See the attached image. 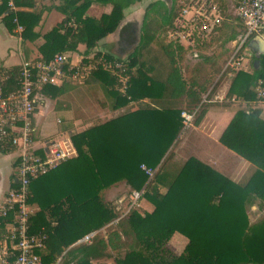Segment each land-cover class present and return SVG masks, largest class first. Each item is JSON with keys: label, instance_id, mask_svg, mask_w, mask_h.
I'll use <instances>...</instances> for the list:
<instances>
[{"label": "trees", "instance_id": "1", "mask_svg": "<svg viewBox=\"0 0 264 264\" xmlns=\"http://www.w3.org/2000/svg\"><path fill=\"white\" fill-rule=\"evenodd\" d=\"M63 1L56 4L63 17L41 33L35 27L49 5L37 6L35 0H13L18 6L14 11L7 9L6 0H0L1 20L11 30L15 26L12 21L15 16L21 25L22 41L41 37L42 41L36 46L38 54L30 60L47 61L55 53H63L62 66L66 75L73 70V66L70 69L67 66L70 53L77 50L78 44L84 46L79 62L87 60L85 55L90 51L91 59L101 55L120 61L127 74L123 91L118 76L101 64L91 69L83 82L91 77L99 80L105 97L101 103L112 108L130 99L150 97L157 108L150 109L149 120L155 122L156 128L149 132L146 120L130 132L129 124L123 123L127 113H122L70 133L77 161L91 169V181L86 183V193L78 186L76 197L68 192L43 208L54 211V223L39 218V211L30 213L29 231L45 234L43 246L34 249L40 255L41 264H52L57 257L56 264H92L91 260L98 259H110L114 264H247L250 261L264 264V224L252 229L246 213V207L255 198L264 207V119L259 107L236 109L218 136L220 143L255 164L246 181L235 182L207 161L189 154L167 180L165 190H160L159 186L163 163L171 151L163 154L181 127L180 110L196 108L192 123L197 124L207 106L206 101L200 102L202 95L206 93L209 98L215 90H211L212 84L218 80V85L225 78H228L226 98H255L252 87L256 78L264 79V54L256 68L250 65L249 72L238 66H224L230 53L225 43L243 31L241 20L233 12L226 13L214 29L196 43L197 58L187 66L182 62L187 49L167 37L177 14V0H150L144 6L134 45L123 57L95 47L116 28L123 17V9L139 0ZM214 1L223 4L220 0ZM91 2L108 4L109 9L97 16L85 14ZM68 20L73 24L66 25ZM213 43L217 44V50L203 53L204 49L214 46ZM19 69L20 63L0 66V75L5 76V81L0 83L6 88L16 87ZM229 73H232L230 78ZM65 78L56 85L46 83L33 88V93L40 90L46 95L57 96L74 86ZM33 103L35 111L36 101ZM126 139L138 142L139 154L126 148ZM14 149L9 140L0 139V152ZM99 149L101 152L109 150L116 157V164L103 166L108 163L102 161ZM34 151L40 153V146ZM73 159L66 158L35 178ZM141 163L151 168L158 164L151 177L148 178L140 167ZM114 169L118 170L115 171L118 175H111ZM116 177L125 179L129 191L141 189L139 196L151 202V209L141 213L130 207L121 214L117 205L104 200L100 190ZM10 184L14 185L13 175ZM29 193L30 189L28 202L31 200ZM8 221V217L0 214V240L6 234ZM107 222L103 234L95 231L88 241L68 246L82 234ZM173 232L186 238L177 253L164 246ZM254 257L257 258L253 260Z\"/></svg>", "mask_w": 264, "mask_h": 264}, {"label": "crops", "instance_id": "2", "mask_svg": "<svg viewBox=\"0 0 264 264\" xmlns=\"http://www.w3.org/2000/svg\"><path fill=\"white\" fill-rule=\"evenodd\" d=\"M149 1H147V3ZM220 1L223 3L222 5H219L217 2L216 3L224 10V12H225L224 15L226 13L234 11L233 9H234V5H235L236 0H220ZM137 2H139V1H137ZM137 2H134V3H137ZM35 3L37 4V6H44L45 7V6L49 5L48 8H44L42 13L44 11L46 13H49L53 9L59 10L56 6V4H58L57 2L52 1V2H48V3H44L41 1H36ZM134 3H132V4H134ZM132 4H130V5H132ZM104 7H105V5H104ZM20 8H26V7H20ZM141 10L142 9H138V8L132 9V12L133 11L139 12V17L137 19L136 26H135L134 31L132 33V30L130 29L131 28V21H130V19H128L130 17V13L125 14L124 13L125 8H124L123 9V17L119 21L120 24H117L116 28L112 32L108 33L106 36L101 38L99 40V42L97 43L95 49H99L100 51L101 50L108 51V49L106 48V45L110 44V42L114 43L112 41V36H116V35L118 36V33H120L119 32L120 27H122V26H123V31H124V34H123L124 35V41L129 42L131 40L130 37L132 36V38H133L132 42L134 45V38H135L136 34L138 33V30L140 27V24L138 26V22L142 18V14H143V12L141 13ZM143 11H144V8H143ZM55 22H56V20H55ZM1 24H3V22L1 20V13H0V26H1ZM40 31L41 30H39V32ZM6 32L7 33L4 36L0 37V66H8L11 64H18V63L22 62L23 60L30 59L31 57H34L38 54L36 46L38 43H40L42 41L41 37L39 38V36H38L34 40L29 42L30 45H29V49H28L26 47H23V45L25 43H24V41L21 40L18 32H16L14 29H11V30L7 29ZM38 38H39V40H37V42L33 43V41H36V39H38ZM122 38H123V36H122ZM25 41H29V40H25ZM233 41H234V39L229 40L228 42L225 43V47L228 49V51L231 49ZM118 43H119V41H118ZM79 45L80 44L77 45V50L73 51V52H78V58L74 62L71 61V55H70L69 60H70L71 64L76 63L77 60H80V58H81L80 52L83 50L84 46L81 50H79L78 49ZM133 45H132V47H133ZM120 51H122V47L118 51L116 50L115 52H113V51H110V52L108 51V52L111 53L112 55L120 56V57H123L129 53L128 52L127 54H121ZM73 52H71V53H73ZM210 52H211L210 47L203 50V53H210ZM90 55H91V51L88 52L85 55V57L90 56ZM246 56L250 57V58H248L247 63H246V61H244V63H246V65H244V63H242L243 66L241 69L243 71L249 72L250 71L249 65H253L252 64V55L246 54ZM231 75H232V73L227 74V76L229 78ZM225 79L226 80L223 79L224 81L222 80L223 82L222 81L219 82V84L216 86L215 91H214V93H218L220 95L222 94L221 97L213 99V96L212 97L210 96L209 98L206 96L205 100H201L200 102L206 101V103H207L206 111H205L202 119L197 124L192 123V125L188 126V128L191 127L190 129H188V128L181 129V127H180L176 137L172 140V142L170 143V145L168 146V148L164 152L163 156L165 155V153L168 150H171L170 155L168 156V158L163 163V167L161 169V175H162V178L160 180L161 183L165 182V181H163L165 179L169 180L171 172L175 171V170H173V166L170 167L171 165H167V163L169 162V160L172 158V155H173L172 154V150H173L172 147L176 143V141L179 140L180 137H181L180 138V140H181L180 145L187 143L189 148L197 151V154L199 155L200 159H202V160L207 159L206 161L208 163H212V164L219 166V167H222V168H225V167L228 168V171H226L227 173H225V174L230 179L234 180L235 182L243 183L244 181H246V179L249 177V175L251 174V172L255 168L254 163L243 158L241 155L237 154L236 152H234L230 148H228L225 145H223L222 143H220L218 140V136H219L220 132L222 131L225 123L230 119L231 115L233 114V112L236 109L247 110V109H251L253 107H259L260 108L259 114L264 119V100H258L256 98L244 100V99H241L239 97H233V96L226 98L224 96V94H225V91L227 88L228 78H225ZM66 80H69V82L74 83V86L67 91H70L79 85L88 84V83H92V82L95 83L97 85L98 94H99L98 95L99 97L96 99L98 111L95 114H92L91 116H88V117H80V118L77 117L76 118L74 116L69 115L66 117L55 116V118L52 119L51 113H52L53 109L60 108V107H69L68 102L66 100H63L60 97H58V95H59L58 94L57 96H54L55 97L54 100L49 105V107H48L49 109L40 118L41 120L40 119L38 120L36 117V114L38 113V103L40 102V103L44 104L45 103V97L48 95L44 94L40 90H36L34 93L33 101L34 100L36 101V103H35L36 110L34 111L33 116H32V134L35 133L34 136L31 134L32 144L34 146H38L43 140L48 139V137L49 138H55V139L59 140L58 137L64 136L67 139V142L69 143V148H66V150L68 151V157L67 158H71V159L74 158L73 160L69 161V171H67L66 169L62 170V169H64V167H59L61 165L60 164L57 167L58 168L57 171H56L57 168H55V169L51 170L50 172H48L46 175L35 178L31 181V184L29 187V189H30L29 196H30L31 200L28 202L29 206L31 208V211H32V213L39 211V213H38L39 218L48 219L50 221V223H54V221H55L54 211L48 212L46 208H45V210L43 208L46 205L51 204L56 199L64 196L68 192H71L72 194H74L73 196L76 197L77 196L76 190H79L78 186L83 187L84 193H86V190H87L86 189V183L91 181V169L87 168V165L81 166L80 161H77L78 156H77V152H76V150H75V148H74V146H73V144L69 138L70 133L80 131V130L88 127V126L93 125V124L101 123V122H103L109 118L115 117V116L120 115L122 113H127L123 123L129 124V129L131 130L130 132H134V130H136V127L140 123L146 122V120L149 124V126H148L149 132H150V130L152 131L156 128V126L154 124L155 122H151L149 120L150 112H152V111H150V109L157 108L156 104H154V102L152 100H150V97H143V98H139V99H130L126 103H123L119 106H115L112 108V107L106 106V105L101 103L102 101L105 100V97H104V94L100 88L99 80H97L96 78L91 77L86 82H83V79H82V81H74L69 77H66L65 81ZM54 85H56V84H54ZM64 92H66V91H64ZM214 93H212V94L214 95ZM220 95H218V96H220ZM155 96H157V95H155ZM57 99L59 102L55 103V101ZM151 123H152V125H151ZM186 129H188V130L186 131ZM184 134H185V136L182 140V136ZM137 145H138V142L133 143V142H131V140L126 139V145H125L126 148L129 149L130 151H132L133 153L139 154L140 149L137 147ZM13 152H15V153L13 154ZM99 152H100L102 161L108 163L107 165H103V166H110V165L113 166L116 164V162H117L116 157L114 155L110 154L109 150L108 151L103 150L101 152L99 149ZM2 155H9L10 158H9V166L7 169H4L0 166V204L2 202V199L5 195L7 188L11 186L10 179H11L12 175H13V179H14L15 171H16V163L15 162H16V158H17L15 149L12 151H8V152H0V158ZM0 160H2V159H0ZM77 163H78V165H77ZM85 163H86V161H85ZM112 171L113 172L111 173V175H114V176L118 175L117 172H115L118 170L114 169ZM66 174H67V176H66ZM67 177L69 178V180L67 179ZM67 180L69 182L67 184H65ZM70 184H71V186H69ZM160 187H161V185H160ZM69 188H70V190H69ZM129 188L130 187L125 184L124 178L116 177L114 179V181H112L111 184H109L108 186H106L100 190V194L104 200H108V196L109 195L112 196L113 194H114L113 196H116L118 198V200H120L125 196L126 191H128ZM160 190H161V188H160ZM78 195H79V193H78ZM254 208H256V205L253 203V201L250 202V204L246 207V213H247L248 219H249L248 211L250 209H254ZM108 224H109V222L105 223L104 225L100 226L97 229H94V231L100 232L103 234L104 230L106 228L105 226ZM103 227H105V228H103ZM80 237H78L76 240L71 242L68 246H70L76 242H79L78 239ZM90 262L92 264H111L110 259L91 260Z\"/></svg>", "mask_w": 264, "mask_h": 264}, {"label": "built area", "instance_id": "3", "mask_svg": "<svg viewBox=\"0 0 264 264\" xmlns=\"http://www.w3.org/2000/svg\"><path fill=\"white\" fill-rule=\"evenodd\" d=\"M178 10L172 27L167 31V37L178 43L192 56H197L196 43L200 38L207 36L223 19L224 10L214 0H177ZM8 10H16L13 0H6ZM233 13L241 20L243 31L234 39L229 56L224 64L237 67L246 55L244 48L248 39L254 34L264 39V0H236ZM15 23L14 30L20 32L21 25ZM66 25L73 24L71 20ZM83 63L69 64L73 66L68 75L65 74L62 63L65 59L63 53H55L49 60H23L16 77V87L6 88L0 83V139L9 140L16 150V171L14 185L7 188L0 204V214L8 217L6 234L0 240V264H41L40 255L34 251L42 247L45 234L41 231H29V215L32 212L27 201L30 180L48 171L68 157V151L55 138L43 140L38 146L41 152H35L31 142L32 116L34 113L33 88L41 85L58 84L64 76L74 81H82L87 73L98 64L108 67L123 83L127 74L122 63L115 59H105L98 56ZM264 61V59H263ZM121 71V72H120ZM5 76L0 75V82ZM252 90L258 100H264V79L256 78ZM220 96L214 94V98ZM206 93L201 97L205 100ZM196 109V108H195ZM195 109L179 111L181 129L192 125ZM148 178L152 176L154 168L140 164ZM140 190L130 191V204L138 198ZM94 230L84 233L78 241H88ZM58 258L52 264H56Z\"/></svg>", "mask_w": 264, "mask_h": 264}, {"label": "rangeland", "instance_id": "4", "mask_svg": "<svg viewBox=\"0 0 264 264\" xmlns=\"http://www.w3.org/2000/svg\"><path fill=\"white\" fill-rule=\"evenodd\" d=\"M35 1H41V2H44V3H48V2H52L53 1V2H57L58 4H62L64 2L63 0H35ZM147 1H149V0H139V2L134 3L132 5H129L128 7L125 8L124 13L125 14L126 13H131L132 9H135V8L143 9L145 4L147 3ZM108 9H109V5L108 4L105 5V7H104V6H101L100 4H98L96 2H91L86 7L84 13L88 14V15L97 16V15H99L100 12H102L104 10H108ZM62 17H63V12L61 10L53 9L49 13H46L44 11L42 13V15L40 17V21H39L38 25L35 27V29H37L38 31L41 30L40 33L44 32L47 29H49L52 25H54L53 23L55 22V20L58 21ZM6 31H7V28L3 24H1V26H0V37L4 36L7 33ZM39 38H40V36H39ZM39 38L36 39V41H33V43L37 42V40H39ZM29 42H31V41H24L25 44L23 45V47H26V48L29 49V45H30ZM213 44H214V46L210 45L211 46L210 47V51H213V53H214L217 50V47H216L217 44L216 43H213ZM82 48H83V45L80 44L78 46V49L81 50ZM106 48L108 49L109 52L110 51L115 52L116 50L118 51L120 49L119 46H117L115 43H112V42H110V44H107ZM70 55H71V61L72 62H74L78 58V52L70 53ZM91 56H92V53H91ZM118 57H120V56H118ZM184 58L185 59H183V61H182L183 65L191 66V64L195 61L194 59H196L197 56L194 57V56H192L190 53H188L185 50ZM248 58L249 57H247L245 55L244 58L241 60V62L238 65L237 68H239V67L242 68V66H243L242 63H244V61H246V63H247L248 62ZM77 62H79V60H77ZM246 63H244V65H246ZM224 80H226V79H224ZM211 81H212V78H211ZM217 82H218V80L212 84L211 90L215 89V86L217 85ZM210 84H211V82H210ZM214 91L215 90H213L212 93H214ZM214 94L220 95L218 93H214ZM98 95L99 94H98L97 85L95 83H93V82L92 83H88V84L79 85V86H77L76 88H74V89H72L70 91L62 92V93H60L58 95V97H60L63 100H66L68 102V104H69V107H60V108L53 109L52 113H51V116H52L51 118L54 119L55 116L66 117V116H69V115L70 116H74L76 118L77 117L80 118V117L91 116L92 114H95L98 111L97 110L98 106L96 104V99L99 97ZM221 95H220V97H221ZM212 96H213V94L211 95V97ZM54 98H55L54 96H49L48 95V96L45 97V103L44 104L40 103V102L38 103V113L36 114V117H37L38 120L49 109L48 107L52 103ZM190 128L191 127H189L188 129H190ZM188 129H186V131ZM185 134L182 136V140H183ZM32 135L34 136L35 133L32 134ZM180 138L173 145V147H172V149H173L172 150V154L173 155H172V158L167 163V165H171L170 167L173 166V170H176L179 167V165L182 163V161L185 159V157L187 155H189V154H193V155L197 156L198 158H200L199 155L197 154V151L194 150V149L189 148L187 143L180 145V141H181ZM58 139H59L58 141L61 143V145L65 149L69 148V143L67 142V139L64 136H60V137H58ZM14 153L15 152H13V154ZM9 158H10L9 155H2L1 156L0 159H2V160H0V166L2 168H4V169L8 168V166H9ZM206 160L207 159H205V161ZM68 162L69 161H65L59 167H64V169H62V170L66 169L68 171V167H69V163ZM210 164L214 168H216L217 170H219V171H221L223 173H227L226 171H228V168H226V167L222 168V167L216 166V165H214L212 163H210ZM157 165L154 166V169H156ZM57 170H58V168L56 169V171ZM173 172H171L169 178H171V175L173 174ZM166 180L167 179L163 180V181H165L163 183H159V186L161 185L160 188H161L162 191L165 190V184L167 182ZM129 194H130V191L129 190L126 191L125 196L122 199H120V200H118V198L116 196H113L114 194L112 196L109 195L108 196V200L110 199V202H112V204L117 205L116 208L120 211L121 214L125 213L130 207L136 209L137 211H139L141 213L143 211H145V210H150L151 209V207H152L151 202L148 199H146L144 196H138L136 201L133 204H130V196H129ZM253 203L256 205V208L250 209L248 211L250 226H252V229H254L253 226H258L260 224H264V207L261 206V204H260V202H259V200L257 198H255L253 200ZM106 226H108V225H106ZM105 227H103V228H105ZM185 242H186V238L182 234H180L178 232H173L170 235V237L167 239V241L165 242L164 246L167 249H169L171 252L177 253V252H179L182 249V247H183ZM119 254H122V250H120ZM256 258L257 257H254L253 260H255ZM111 264H114V262L111 261ZM247 264H255V263L250 261Z\"/></svg>", "mask_w": 264, "mask_h": 264}, {"label": "water", "instance_id": "5", "mask_svg": "<svg viewBox=\"0 0 264 264\" xmlns=\"http://www.w3.org/2000/svg\"><path fill=\"white\" fill-rule=\"evenodd\" d=\"M143 9L141 10V13ZM141 19L138 22V26ZM120 24V22L118 23ZM244 51L248 55H252V64L256 68L259 65V59L262 54H264V39L258 35L254 34L251 36L245 44Z\"/></svg>", "mask_w": 264, "mask_h": 264}, {"label": "flooded vegetation", "instance_id": "6", "mask_svg": "<svg viewBox=\"0 0 264 264\" xmlns=\"http://www.w3.org/2000/svg\"><path fill=\"white\" fill-rule=\"evenodd\" d=\"M166 1V0H165ZM138 17H139V12L138 11H133V12H131L130 13V17L128 18V19H130V21H131V30H132V33H133V31H134V28H135V26H136V23H137V19H138ZM120 33H118V36L116 35V36H112V41L117 45V46H119L120 48L122 47V51H120L121 52V54H127L130 50H131V47H132V45H133V38H132V36L130 37L131 38V40L129 41V42H126V41H124V31H123V26L122 27H120V31H119ZM122 36H123V38H122ZM119 41V43H118V41Z\"/></svg>", "mask_w": 264, "mask_h": 264}]
</instances>
